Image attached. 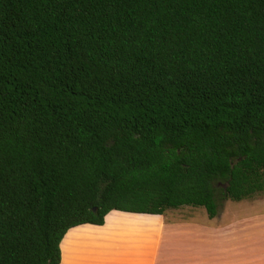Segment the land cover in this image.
<instances>
[{"label":"trees","instance_id":"1","mask_svg":"<svg viewBox=\"0 0 264 264\" xmlns=\"http://www.w3.org/2000/svg\"><path fill=\"white\" fill-rule=\"evenodd\" d=\"M262 192L264 0H0V264Z\"/></svg>","mask_w":264,"mask_h":264},{"label":"rangeland","instance_id":"2","mask_svg":"<svg viewBox=\"0 0 264 264\" xmlns=\"http://www.w3.org/2000/svg\"><path fill=\"white\" fill-rule=\"evenodd\" d=\"M143 220L134 225L150 224ZM165 221L178 228L167 233L161 264H264V192L224 201L214 219L205 208L183 207L167 211Z\"/></svg>","mask_w":264,"mask_h":264},{"label":"crops","instance_id":"3","mask_svg":"<svg viewBox=\"0 0 264 264\" xmlns=\"http://www.w3.org/2000/svg\"><path fill=\"white\" fill-rule=\"evenodd\" d=\"M143 219L150 224L134 225ZM177 228L178 224L166 223L165 215L112 211L104 225L84 224L65 234L60 264H161L163 243L172 242L165 239L167 233Z\"/></svg>","mask_w":264,"mask_h":264}]
</instances>
